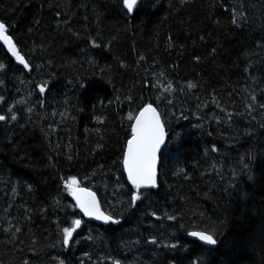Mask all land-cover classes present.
<instances>
[{
    "label": "trees",
    "instance_id": "trees-1",
    "mask_svg": "<svg viewBox=\"0 0 264 264\" xmlns=\"http://www.w3.org/2000/svg\"><path fill=\"white\" fill-rule=\"evenodd\" d=\"M0 21L29 62L0 43V114L18 115L0 122V264H264V0H150L135 19L118 0H0ZM145 103L180 139L133 208L119 161ZM71 176L122 224L86 220Z\"/></svg>",
    "mask_w": 264,
    "mask_h": 264
},
{
    "label": "snow or ice",
    "instance_id": "snow-or-ice-1",
    "mask_svg": "<svg viewBox=\"0 0 264 264\" xmlns=\"http://www.w3.org/2000/svg\"><path fill=\"white\" fill-rule=\"evenodd\" d=\"M150 2V0H118V3L121 4L122 10L126 16H129L132 19L136 18L137 13ZM151 5L153 8H158V0H151ZM235 22V21H234ZM39 23V21H36ZM31 31V29H29ZM9 26L5 21H0V41L7 46V51L15 58L19 65L23 66L24 70L29 69V62L26 61L25 57L21 55L20 50L17 48V44L14 42V39L11 35L8 34ZM99 47V45H95ZM143 59V58H141ZM197 59H199L197 57ZM5 64L0 63V71L5 69ZM103 79V77H101ZM3 83V81H0ZM78 87L88 90L90 85L88 83H81ZM188 87L194 88L195 85L192 83L188 84ZM39 92L45 93L46 87L44 85H39ZM172 85L169 84L168 88L165 91H171ZM255 97L253 100L255 101ZM0 100H4V97L0 96ZM264 107V105H261ZM10 117L8 115L0 114V122H8L10 119L11 122L18 121V115L16 111L9 107L7 109ZM31 111V109H29ZM99 120V117H97ZM129 120L132 121L130 124L131 133L130 136L126 138V144L122 149V158L119 163L122 165V174H126L127 184L130 185V204L133 208L137 206V202L143 203L144 200L149 198V193L153 189H158L160 187L158 177L159 167L162 166V160L165 150L168 147V143L174 137L180 139L179 134L175 129L169 131L165 124L162 121V114L158 111L157 107H154L152 103H145L138 109V114L129 116ZM212 151H217L216 146L214 145ZM69 162H71L72 157H68ZM246 167H251L250 165ZM182 171V170H181ZM248 179L250 181H255L256 177L252 174H249ZM77 178L71 176L68 180L65 181L64 187L68 189L70 195L75 200L74 208H78L80 212L83 213L84 217H88L95 221H100L104 225H121L123 220L122 218H117L115 212L106 213L102 207L101 203L97 199V195L90 191L86 187H78ZM29 191H32V185H28ZM141 190H148V192H141ZM75 215V212L72 213ZM151 215L154 218H159L156 216V213L153 212ZM169 220L176 219L175 216H168ZM82 225V218L73 219L70 226L63 227L62 229V245L64 247L70 246V241L73 240V234L80 229ZM17 232L20 229H16ZM189 236L197 238L206 246H213L212 250L216 246L221 244V240H218L214 235L204 234L201 232H189ZM227 237V233H225ZM241 241L232 240L229 243V247H234L236 244ZM150 245H158V240L155 236L147 241ZM179 243H173L171 245L161 244L159 247L163 249L170 248L173 253L179 248ZM87 255V254H86ZM60 264H65L62 260ZM115 264H120L119 260L115 261ZM160 264H165V258L162 257ZM171 264H180V261L173 256Z\"/></svg>",
    "mask_w": 264,
    "mask_h": 264
},
{
    "label": "water",
    "instance_id": "water-1",
    "mask_svg": "<svg viewBox=\"0 0 264 264\" xmlns=\"http://www.w3.org/2000/svg\"><path fill=\"white\" fill-rule=\"evenodd\" d=\"M1 42V44L5 47V49L7 50V46L6 45H4L3 44V42L2 41H0ZM8 52V51H7ZM9 53V52H8ZM10 54V53H9ZM10 56H11V54H10ZM12 57V56H11ZM12 58H14V57H12ZM15 59V58H14ZM17 62V61H16ZM22 66V65H21ZM27 71H29V69H27ZM155 107V106H154ZM137 114H138V112H137ZM136 114V115H137ZM125 177H126V174H125ZM126 179H127V177H126ZM78 187H80V186H78ZM90 190V189H89ZM90 191H92V190H90ZM73 198V197H72ZM97 199H98V197H97ZM73 201H74V203H75V200L73 199ZM98 201H99V199H98ZM79 210V209H78ZM82 215H83V213L82 212H80ZM84 217V216H83ZM85 219H87V220H90V221H93V222H95V223H102V222H100V221H95V220H92V219H90V218H88V217H84ZM103 224V223H102ZM193 232V231H192ZM196 232H200V231H196ZM201 233H204V234H207V233H205V232H201ZM188 237L190 238V239H192V240H196V241H198L199 243H201L202 245H204L201 241H199L197 238H194V237H191V236H189L188 235ZM204 246H206V245H204ZM206 247H209V248H213V246H206Z\"/></svg>",
    "mask_w": 264,
    "mask_h": 264
}]
</instances>
